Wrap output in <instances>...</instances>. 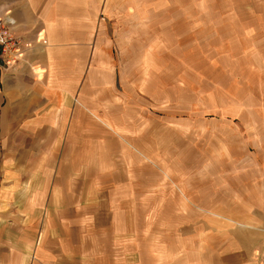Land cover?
<instances>
[{
    "label": "crops",
    "instance_id": "obj_1",
    "mask_svg": "<svg viewBox=\"0 0 264 264\" xmlns=\"http://www.w3.org/2000/svg\"><path fill=\"white\" fill-rule=\"evenodd\" d=\"M88 5L0 0L22 40L20 59L0 64V264H264V142L240 160L256 161L255 173L174 180L189 204L155 203L167 187L166 128L136 106L137 95L151 102L150 86L115 98L98 31L89 48ZM121 195L128 204H115ZM169 211L198 214L176 224V252L167 222L150 215ZM135 212L141 220L121 215Z\"/></svg>",
    "mask_w": 264,
    "mask_h": 264
},
{
    "label": "rangeland",
    "instance_id": "obj_2",
    "mask_svg": "<svg viewBox=\"0 0 264 264\" xmlns=\"http://www.w3.org/2000/svg\"><path fill=\"white\" fill-rule=\"evenodd\" d=\"M88 9L89 48L98 31L104 57L115 61V98L142 96L150 86L151 102L137 95L136 106L150 112L154 128H166V147L158 151L168 158L160 166L167 187L155 203L189 204L173 189L174 180L256 172V161L240 160L259 155L257 143L264 142V0H89ZM230 157L233 165L225 163ZM139 164L136 173L143 175ZM115 199L129 203L126 196ZM150 215L167 222V251L176 252V224L198 214Z\"/></svg>",
    "mask_w": 264,
    "mask_h": 264
},
{
    "label": "built area",
    "instance_id": "obj_3",
    "mask_svg": "<svg viewBox=\"0 0 264 264\" xmlns=\"http://www.w3.org/2000/svg\"><path fill=\"white\" fill-rule=\"evenodd\" d=\"M13 20L0 17V59L6 65L15 64L22 55V40L12 29Z\"/></svg>",
    "mask_w": 264,
    "mask_h": 264
}]
</instances>
